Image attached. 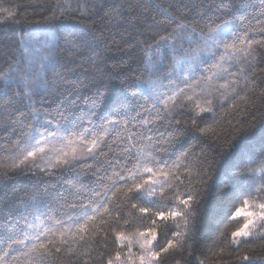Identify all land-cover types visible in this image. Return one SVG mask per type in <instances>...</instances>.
Returning a JSON list of instances; mask_svg holds the SVG:
<instances>
[{"label": "snow or ice", "instance_id": "1", "mask_svg": "<svg viewBox=\"0 0 264 264\" xmlns=\"http://www.w3.org/2000/svg\"><path fill=\"white\" fill-rule=\"evenodd\" d=\"M127 3L132 13H140L139 27L105 36H111L112 44L124 53V63L115 67L117 75L128 73L124 81L128 86L117 91L107 86L102 91L95 75L84 83L77 75L83 71L77 61L79 42L69 39L61 46L55 24L40 29L48 38L47 63L40 68L31 52L30 32L15 45L0 46V152L13 156L11 172L5 169L0 174V264H54L64 248L87 243L90 234L95 238L97 220L103 222L113 208L119 221L117 199L125 205L133 200L148 205L139 212L152 213L153 227L139 233L151 237L140 243L139 259L141 264H161L162 254L174 249L181 237L187 240L179 222L185 230L194 228L188 217L196 220L194 211L202 207L200 193L192 186L199 173L194 175L187 164L178 163L188 158V151L181 150L193 129H198L200 143L219 152L220 158L213 157L212 162L224 176L223 194L234 201L251 191L241 187L245 174L239 169L249 154L241 145L254 136L253 129L221 151L213 129L199 128L197 120H205L201 114L213 113L215 106L229 100L247 103L246 97L254 96L257 87L264 98V0ZM76 11H86L89 19L99 14L95 8ZM129 14L123 4L111 6L104 16L109 21L106 27L123 26ZM13 16L9 11L4 19ZM144 73L149 74L146 79ZM83 88L89 89L88 94L82 93ZM200 96L206 97L207 107H201ZM181 98L195 103L198 111L178 103ZM184 115L191 117V127L177 118ZM260 131L264 154V117ZM181 167L187 184L175 171ZM16 176L35 180L32 195L20 197L16 188L7 191L9 180ZM9 197L15 202L5 210ZM234 206L226 201L222 217H228ZM259 209L243 214V223L231 233L234 245L256 235L264 238V203ZM235 216H241L240 209ZM156 218L169 229L171 218L177 228L163 247L157 239ZM115 236L131 243L122 232ZM235 264H264V256L241 255Z\"/></svg>", "mask_w": 264, "mask_h": 264}, {"label": "trees", "instance_id": "2", "mask_svg": "<svg viewBox=\"0 0 264 264\" xmlns=\"http://www.w3.org/2000/svg\"><path fill=\"white\" fill-rule=\"evenodd\" d=\"M134 3L135 0H133V5ZM253 3H259V0H253ZM118 4H123L130 14L123 26L109 29L106 27L109 21L104 19L105 13L111 10V6ZM101 5L105 6L101 9ZM78 7L81 10L95 8L99 14L89 19L86 11H76ZM131 8L132 5H129L127 0H0V46L15 45L23 33L30 32L31 52L35 66L40 68L47 63L45 57L48 56V38L40 29L46 23L55 24L61 46L69 39L79 42L77 47L81 54L77 57V61L82 62L83 71L78 72L77 75L84 80V83L88 84L95 75L97 82L101 84L102 91L104 86L117 91L128 86L124 83L128 73L117 75L119 69L115 67V65L124 63L121 60L124 53L112 44L111 36L108 38L105 36L109 32H124L125 28L131 31L132 27H139L140 13H132ZM9 11L14 13L13 18L4 19ZM73 12L75 14H71ZM140 30L144 31L143 28ZM116 39L118 40L119 37L117 36ZM85 73L88 74L86 79L84 78ZM148 75L144 73L143 78L146 79ZM208 87L211 88L212 85ZM81 91L83 94H88L89 89L83 88ZM241 96H244L243 92ZM197 99L201 107H207L204 103L206 97L200 96ZM246 99L247 103L237 98L227 101L222 106H215L213 113L201 114L206 115L207 118L203 121L197 120V124L199 128L213 129L216 146L221 151L227 150L229 145L244 132L250 128L253 129L254 136L241 145V150L249 154L239 169L245 174L241 187L251 189V191L234 201L223 194L221 181L224 180V176L218 174V165L212 162L213 157L217 160L220 158L219 152L200 143L196 139L200 133L198 129H193L181 150L188 151V158L178 163L187 164L188 169L194 175L199 173L197 179L192 181V186L194 191L198 190L200 193L197 199L201 200L202 207L199 211H194L196 220H193L191 215L188 217L190 223L195 225L194 228L185 230L183 221L179 222V230L186 233L187 240L184 242L185 237H181L174 249H170L167 254H162L161 264H235L236 257L241 255L264 256V238L256 235L248 238L246 243L239 246L234 245L231 238V233L244 221V218L235 216L237 208L241 209L246 206L243 201L264 203V179L261 178L264 177V154H261L260 131V121L264 117V98H261L260 87H257L254 96L249 95ZM178 103H185L187 109L198 111L195 109V103L188 104L182 98ZM177 118L182 121L187 120V127H191L190 116L184 115ZM3 147L7 145L3 144ZM252 159L256 162L249 163L248 161ZM12 163V155L0 152V174L5 169L11 172ZM201 168L205 171L201 172ZM175 171L181 175V179H185L182 175L185 172L184 168L181 167ZM185 183H188L187 179ZM34 185L35 180L25 176H16L9 180L7 191L11 193L12 188H16L19 189L20 197L30 196ZM168 195L171 197L173 194ZM226 201L234 203L235 206L228 217H222L221 209ZM14 202L15 199L9 197L5 210L11 209ZM116 204L120 213L118 222L115 221L117 208H113L111 215L105 217L103 222L97 220L94 231H98L99 234L95 238H92L90 234L87 243L64 248L61 253L57 254L54 264H107L109 259L113 263L118 260L122 261L128 254V247L127 244L117 240L115 234L122 232L126 237L137 238L140 232H146L149 227H153L151 224L153 215L139 212L140 207H148L140 201L130 202V204H136V208H132L130 204L125 205L122 199H117ZM167 223L171 226L170 229L162 226L164 221L156 218L157 239L161 247L166 245L169 239H173L172 232L177 231L176 224L171 218ZM52 226L49 225V227ZM57 246H59L58 238ZM154 250L158 251L159 248H154ZM117 252L120 253L119 259L116 257Z\"/></svg>", "mask_w": 264, "mask_h": 264}, {"label": "rangeland", "instance_id": "3", "mask_svg": "<svg viewBox=\"0 0 264 264\" xmlns=\"http://www.w3.org/2000/svg\"><path fill=\"white\" fill-rule=\"evenodd\" d=\"M259 204L260 202L255 203H248L246 206L240 209L241 211V218H244L243 214L247 212H259ZM145 239H151V237H140L131 238V243L128 240H123L122 243L127 244L128 247V254L122 259V261L118 260L113 264H141L139 257L143 254L140 248V243L143 242ZM155 264V263H154Z\"/></svg>", "mask_w": 264, "mask_h": 264}]
</instances>
